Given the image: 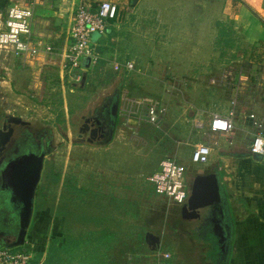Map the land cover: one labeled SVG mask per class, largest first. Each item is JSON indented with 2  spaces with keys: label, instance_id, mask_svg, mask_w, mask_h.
<instances>
[{
  "label": "rangeland",
  "instance_id": "1",
  "mask_svg": "<svg viewBox=\"0 0 264 264\" xmlns=\"http://www.w3.org/2000/svg\"><path fill=\"white\" fill-rule=\"evenodd\" d=\"M117 1L119 22L97 47L99 61L84 84L57 63L59 55L28 64L0 58V130L8 117H19L29 125L17 127L18 133L26 130L37 147H50L24 244L12 243L16 232L1 220L0 240L28 249L38 264L212 262L220 245L230 246L213 239L216 224L206 220L216 204L202 209L204 218L185 220L181 205L158 195L147 177L177 149L176 160L189 173L207 169L191 160L199 143L191 138L200 129L192 120L194 106L206 108L195 114L203 118L217 109L204 105L207 94L235 95L247 87L263 95L264 43L248 45L229 22L220 25V0ZM128 60L135 62L131 71ZM120 82L113 137L104 144L88 142L87 134L80 140L82 115L112 96ZM128 87L148 100L163 98L167 111L160 127L141 106L127 104ZM222 227L218 233L226 236L227 225ZM147 232L160 236L156 249Z\"/></svg>",
  "mask_w": 264,
  "mask_h": 264
},
{
  "label": "crops",
  "instance_id": "2",
  "mask_svg": "<svg viewBox=\"0 0 264 264\" xmlns=\"http://www.w3.org/2000/svg\"><path fill=\"white\" fill-rule=\"evenodd\" d=\"M13 1L0 0V17L5 15L8 6ZM36 1L33 24L35 34L54 44L57 50L63 49L66 45V32L72 12L81 0ZM111 1L118 3L117 0ZM140 1L138 0L137 4ZM220 2L223 5L221 20H219L220 25L225 21L229 22L232 28L242 35L244 43L248 45L264 43V0H220ZM117 22L113 21L109 25L106 36L112 34ZM146 37L148 38V36ZM103 39L104 37L101 38V40ZM61 60L60 58L57 63L63 64ZM130 89L128 87L127 104H132V102L140 99H147L144 94L135 93V96H132ZM217 92L207 94L203 98L204 105L207 104V109L211 106L217 108L208 109V114L204 115L203 118L199 115L205 113L206 108L204 109L200 104L198 107L194 106L197 112L193 111L192 120L195 123L200 122L198 123L200 129L196 131L199 132L197 134L199 136L196 135V137L191 138V141L194 143L197 141L198 144H207L211 147L210 158L208 162L204 163L207 169L202 174L216 173L218 175L223 198L221 205L224 208L223 214H219L214 208H211V213H209V218L216 224L213 239L227 240L230 242V246L223 248V250L221 248L216 249L219 254L217 253V257L212 262L206 259V261L192 259L190 264H264V159L251 152L254 137L260 132L264 134V126L260 129L255 123V121L263 122L264 125V99H262L264 94L256 93L247 87H241L240 91L235 92V95L232 92L231 94L222 91ZM156 101L165 108L160 117L159 126L154 124L160 127L167 111V103L163 98L161 100L156 99ZM169 103L168 107L170 106ZM232 111L235 112L232 131L216 132L211 130L214 114L228 116ZM196 113L200 114L195 116ZM251 115H254V118ZM193 129L192 132L194 133L196 128L193 127ZM180 141L177 140V143L179 144ZM176 151V154L166 158L173 157L176 159L179 149ZM182 164L187 168L188 174H186L190 188L196 175L189 173L187 164ZM202 209H200V217L182 218L185 220L204 218ZM222 223L229 224L226 236L218 233V229L223 231ZM2 247L11 248L15 246L0 241V248ZM168 254L170 253L168 252ZM174 264L182 263L179 260Z\"/></svg>",
  "mask_w": 264,
  "mask_h": 264
},
{
  "label": "built area",
  "instance_id": "3",
  "mask_svg": "<svg viewBox=\"0 0 264 264\" xmlns=\"http://www.w3.org/2000/svg\"><path fill=\"white\" fill-rule=\"evenodd\" d=\"M22 0H14L8 6L4 16L0 17V58L4 57L7 64L11 60L20 62H34L42 56H60L64 68L72 73L73 80H79L85 70L83 61L91 57V66L99 61L97 47L101 38L106 36L107 29L113 21L119 19V5L111 0L87 1L81 0L72 12L66 32V45L57 50L54 44L38 37L34 30V14L37 5L36 0L22 3ZM22 60V61H21ZM10 61V62H9ZM125 67L131 71L135 62L129 60ZM138 104L146 112V116L152 124L159 125L160 117L165 108L157 101L146 98L132 102ZM232 111L228 116L214 114L211 121V130L216 132H230L234 128ZM254 118V115H251ZM255 123L260 129L263 122ZM211 147L207 144H197L192 152V162L206 163L211 155ZM251 152L264 159V134H257L251 144ZM187 168L174 158H165L160 163L159 169L150 174L147 179L152 184L158 195H164L182 205L189 197V184L187 180ZM170 254L166 253L165 258ZM33 256L27 250L13 248H0V264H32Z\"/></svg>",
  "mask_w": 264,
  "mask_h": 264
},
{
  "label": "flooded vegetation",
  "instance_id": "4",
  "mask_svg": "<svg viewBox=\"0 0 264 264\" xmlns=\"http://www.w3.org/2000/svg\"><path fill=\"white\" fill-rule=\"evenodd\" d=\"M116 95H118L117 92H114L112 96L103 98L101 103L90 114L82 115L83 122L79 132L80 140L84 139V135L87 134L86 140L88 142L104 144L113 137L115 130L110 126L108 110ZM26 125H29L27 121L11 116L6 119L3 128L0 130V220L16 232V240L12 242L13 244L19 243L22 239V228L19 222L25 199H23L24 197L22 198L21 192L28 190L27 187L41 165L40 179L36 185L33 198V204H35L46 156L50 152V147L45 149L41 146L37 147L31 140H34V138H31V134L28 131L23 130L22 133H18L17 127L26 128ZM22 176H27L28 182L20 181ZM214 204H216V211L219 214H223L222 203ZM210 219L206 217L209 222ZM212 228L215 229L214 226ZM3 239L5 241L10 240L9 237H4ZM5 244L8 245L9 243L6 242ZM220 246L222 250L226 248L223 244Z\"/></svg>",
  "mask_w": 264,
  "mask_h": 264
},
{
  "label": "water",
  "instance_id": "5",
  "mask_svg": "<svg viewBox=\"0 0 264 264\" xmlns=\"http://www.w3.org/2000/svg\"><path fill=\"white\" fill-rule=\"evenodd\" d=\"M138 0H133V5H136ZM83 65L85 71L83 73L81 83L84 84L87 79V70L91 67V57L88 56L84 59ZM118 94V93H117ZM108 113L110 115V126L113 130L116 128L118 113H119V95H116L111 106L109 107ZM21 119L19 117H16ZM112 137V136H111ZM255 155V154H254ZM41 174V165L39 166L35 177H33L32 182L27 187L28 190H23L21 192L22 198L25 199L23 204L22 213L20 214V227L22 228V239L15 246L24 244L25 235L30 224L32 209H33V198L35 195L36 185L40 179ZM27 176H22L20 181L28 182L26 179ZM219 177L216 173L209 174H198L191 183L189 189V197L187 202H185L182 207V217L185 219H192L200 217V209L213 205L214 203H222V193ZM227 229H229V224ZM147 243L152 246L154 249L160 245L161 238L159 235H156L152 232H147L146 234Z\"/></svg>",
  "mask_w": 264,
  "mask_h": 264
},
{
  "label": "trees",
  "instance_id": "6",
  "mask_svg": "<svg viewBox=\"0 0 264 264\" xmlns=\"http://www.w3.org/2000/svg\"><path fill=\"white\" fill-rule=\"evenodd\" d=\"M99 52H102L101 49L98 50V53H99ZM121 85H122V82H120V83L118 84V88H117V91H116V92L118 93V95L120 94V91H122V89H121ZM135 88H136V87H135ZM133 89H134V88L130 89V90H131V93H130V94H131L132 96H135V93L132 92ZM135 90H137V89H135ZM119 96H120V95H119ZM119 114H120V111H119V113H118V117H119ZM14 249H17V247H15ZM18 249H19V248H18ZM20 250H27V249H20ZM31 263H32V264H38V262H37V260H36L35 258L32 259Z\"/></svg>",
  "mask_w": 264,
  "mask_h": 264
}]
</instances>
